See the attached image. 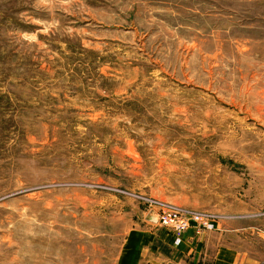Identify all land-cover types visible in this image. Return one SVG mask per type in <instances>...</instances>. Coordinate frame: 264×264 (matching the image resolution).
<instances>
[{
  "label": "rangeland",
  "instance_id": "1",
  "mask_svg": "<svg viewBox=\"0 0 264 264\" xmlns=\"http://www.w3.org/2000/svg\"><path fill=\"white\" fill-rule=\"evenodd\" d=\"M165 207L264 264V0H0V264H118Z\"/></svg>",
  "mask_w": 264,
  "mask_h": 264
},
{
  "label": "crops",
  "instance_id": "2",
  "mask_svg": "<svg viewBox=\"0 0 264 264\" xmlns=\"http://www.w3.org/2000/svg\"><path fill=\"white\" fill-rule=\"evenodd\" d=\"M217 235L190 228L176 244L171 233L144 218L130 231L118 264H257L241 251L224 247Z\"/></svg>",
  "mask_w": 264,
  "mask_h": 264
},
{
  "label": "built area",
  "instance_id": "3",
  "mask_svg": "<svg viewBox=\"0 0 264 264\" xmlns=\"http://www.w3.org/2000/svg\"><path fill=\"white\" fill-rule=\"evenodd\" d=\"M154 216L157 218L156 225L171 233L176 244L180 243L182 235L190 228H194L196 233L209 229L207 217L183 209L165 207Z\"/></svg>",
  "mask_w": 264,
  "mask_h": 264
},
{
  "label": "water",
  "instance_id": "4",
  "mask_svg": "<svg viewBox=\"0 0 264 264\" xmlns=\"http://www.w3.org/2000/svg\"><path fill=\"white\" fill-rule=\"evenodd\" d=\"M150 221H153V222H157V218L154 216V215H152L151 217H150Z\"/></svg>",
  "mask_w": 264,
  "mask_h": 264
}]
</instances>
